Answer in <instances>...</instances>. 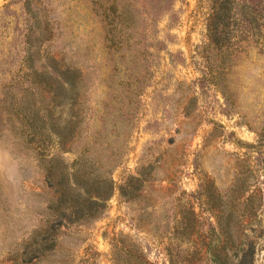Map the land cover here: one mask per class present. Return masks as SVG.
<instances>
[{"label": "rangeland", "instance_id": "374dc122", "mask_svg": "<svg viewBox=\"0 0 264 264\" xmlns=\"http://www.w3.org/2000/svg\"><path fill=\"white\" fill-rule=\"evenodd\" d=\"M260 1L0 0V264L20 260L57 196L19 112H47L39 79L68 69L82 76L83 145L104 134L125 154L105 214L62 226L29 264H264Z\"/></svg>", "mask_w": 264, "mask_h": 264}, {"label": "trees", "instance_id": "16d2710c", "mask_svg": "<svg viewBox=\"0 0 264 264\" xmlns=\"http://www.w3.org/2000/svg\"><path fill=\"white\" fill-rule=\"evenodd\" d=\"M262 1L255 5L256 15L260 21H264ZM113 28L115 27L110 29L112 43L116 38ZM81 78L79 70L68 69L58 75V78L50 76V79H39L40 82H45L51 94L52 106L46 112L41 106L34 104V107L26 106L23 113L19 112L21 118L18 121L29 133L30 148L35 151L40 167L45 170V179L55 188L54 193L57 196L47 204L45 227L35 230L31 238L23 242L22 248L18 251L20 260L13 258V264L32 263L46 251L54 249L62 226L87 225L103 216L108 201L114 194L115 182L112 171L123 162L125 149L114 147L111 138L104 134H99L93 145H83L85 141L82 139L81 126L85 115ZM57 107L61 108V112L56 117ZM110 116H107L105 130ZM123 122L122 120L119 124L121 130L126 125ZM54 141L60 151H72L76 154V159L71 164L65 162L61 155L44 153L43 147ZM94 146H103L100 149L102 156L98 158L93 156L94 152H98ZM124 189L122 187L121 191L126 196Z\"/></svg>", "mask_w": 264, "mask_h": 264}]
</instances>
